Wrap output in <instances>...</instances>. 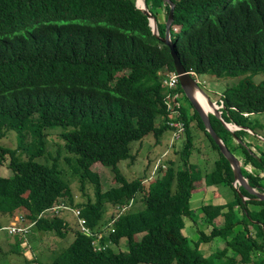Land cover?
I'll list each match as a JSON object with an SVG mask.
<instances>
[{"label": "trees", "instance_id": "1", "mask_svg": "<svg viewBox=\"0 0 264 264\" xmlns=\"http://www.w3.org/2000/svg\"><path fill=\"white\" fill-rule=\"evenodd\" d=\"M171 1L169 38L187 72L216 78L264 72V0ZM145 4L163 37L168 4ZM159 37L136 0H0V138L8 131L16 136L15 146L0 143V165L7 157L12 171L0 175V215L23 214L34 221L30 231L34 227L60 238L72 232L69 244L48 264H264V201L237 186L245 200L233 188V200L201 206L203 221L192 216L189 199L197 182L233 187L234 181L228 160L196 110L178 108L185 131L177 161L156 168L150 178L128 180L117 168L132 158V141L148 134L160 139L169 130L166 95L182 93L179 83L174 89L162 83L174 64ZM220 100L225 122L251 130L247 116L264 112V80L240 79ZM208 116L216 134L239 157L249 186L264 191V178L257 173L264 170V158L245 146V130H230L214 114ZM192 125L217 153L212 170L203 174L189 161L196 141ZM53 127L68 128L56 133L62 141L57 147L74 159L80 190L91 184L93 194L76 198L55 157L50 163L36 161L45 152L44 135ZM96 163L111 169L116 185L103 189L92 168ZM246 164L254 171L244 170ZM132 198H140L143 206L120 213L117 207ZM59 202L80 208L94 232L107 230L113 219V231L101 243L111 239L119 245L126 238L127 250H96L93 236L75 219V226L68 225V211L38 218ZM108 206L114 211L107 218ZM184 216L209 227V232L198 230L193 246L184 232ZM11 235L10 252H22L26 239ZM218 236L223 248L205 257L199 243Z\"/></svg>", "mask_w": 264, "mask_h": 264}, {"label": "rangeland", "instance_id": "2", "mask_svg": "<svg viewBox=\"0 0 264 264\" xmlns=\"http://www.w3.org/2000/svg\"><path fill=\"white\" fill-rule=\"evenodd\" d=\"M157 10L163 11L162 9H157ZM160 16H163V13H161ZM163 73L164 72H162V74ZM248 75L249 74L239 75L236 77L216 78L214 76L203 74V75H197L196 77H194V79L198 80V86L203 90L205 94H207L210 97V99H215L217 100V104H220L221 103L220 98L224 90L227 87L236 86L240 79L241 80L246 79L254 83L264 80V72H259L257 74H253L250 76ZM178 103L179 105H182V109L184 111L192 112V110L194 109L191 104V101L183 91L182 93H178ZM222 108L223 107H221L218 110L222 111ZM225 115L227 114L225 113ZM246 120L251 130L244 129L245 132L242 133V137L244 139V142L246 143L245 146L246 147L250 146L249 149L253 152V154L256 157L259 156L264 158V112L250 114L247 116ZM193 126L194 125H192V129ZM67 129L68 128L62 129L61 127H53L47 129L48 133L44 135L45 152L43 150L41 157H37L36 161L50 163L51 157H55L58 168L61 170V176L64 179V181L67 184H69L71 192L75 195L76 198L79 197L82 198L83 195H85L83 194V192L93 194L94 186L88 184L86 186L85 191L80 190V184L78 181L79 174L74 172L73 169L75 165L74 159L69 154L65 153L63 149H58L57 147L58 145H61L62 141L60 140L59 136L56 133L60 132L61 130H67ZM233 130H235L234 127ZM193 134L195 136L196 141L192 154L190 155L189 161L194 164L193 168H196L197 169L196 171H199L201 172V174H203L206 171L212 170L214 158L217 156V153L212 149L209 141L205 138V136L202 134L201 131L194 128ZM169 138H171V131L166 130L162 133L160 139L155 138L152 134H148L137 141L136 140L132 141L130 143V147H131L130 152L132 158L120 161L117 165L118 170H120V172L128 180L134 178H145L146 176H149L148 178H150V176H152L154 173L153 166L154 163L158 160V158H160L158 164L159 166L163 164L164 167L162 166L161 167L164 170L165 167L168 165V161L173 162L179 159L178 150L182 141L181 140L182 138L180 139L181 141L174 140L172 144L169 145L168 151L164 152V145H165L164 142L168 143ZM155 139L157 141H155ZM0 143L6 146H15L16 136L14 131H8L3 137L0 138ZM163 152L164 154L163 156H161ZM7 163H8V158L5 157L3 164L0 165L1 176L8 177L12 174V171L8 168ZM92 168L94 171L99 173L101 180L103 182L102 183L103 189H107L108 187L116 185V182L114 181L113 172L109 167L104 166L100 163H96L93 165ZM246 168L254 171V169L251 167L250 164H246L245 166H243L244 170H246ZM257 173L258 174L261 173V177L264 178V170H257ZM200 181H203V179L201 178ZM197 183L194 186L195 189L191 193L189 199V206L190 209L192 210V216L196 218V220L200 219L202 221H203V213L200 212V208L202 205L204 204L215 205V204L227 203L233 200L234 198L233 188L238 196H239L238 193L240 192L237 186L243 188L241 185H234V184L233 187H231L225 184H219V185L210 184L209 186H206L204 181L203 183L200 182L201 183L200 186L197 185ZM260 183L261 185H264V180H262ZM248 205L250 206V204ZM142 206L143 203L140 198H137L136 200L134 198L131 199L130 208L134 207V209H137ZM108 207L110 208V210H108V214H106L107 218L110 216L111 210L114 211L113 208H111L110 206ZM63 212L65 211H61L59 214L55 216H60ZM20 215L25 217L23 214H16L12 218H10L9 222L6 224H9L15 219V217H18ZM79 217L83 218L82 216H80V213H79ZM5 218H7V216H5ZM64 218L66 219L69 226H75L74 219L76 221V217L73 214H70V212L69 214L66 213L64 215ZM183 219L185 222L184 232L188 235L189 243L191 246H193L196 240L198 239L199 229H203L204 231L209 232V227H207L206 224L199 222L194 223L193 220L188 216H184ZM27 221L28 220L26 219L25 222ZM108 222L109 224H111L113 222V219H110V221ZM6 224H2V226H5ZM71 233L72 232L68 230L66 235L63 238H60L48 231H43L40 229H36L34 227H32L30 231L29 228V231L25 234L18 233L20 234L21 237L26 236V238H28L29 244L27 246L22 247V252L15 253V252H10L11 246L6 245L5 243L7 242L8 244H12L11 242H9V239L14 240L13 238L14 235L8 234L5 228H0V236L2 237L0 238V242H1L0 264H32L31 261L48 264L54 255H56L61 249L65 248L69 244L70 239L72 238ZM33 234L35 235V237L30 238V236H32ZM140 234L141 233H139V236ZM223 246H224V239L218 236L208 240V242H204V240H201V242L198 245V249L205 257H209L216 250L223 248ZM111 247L115 251L127 250L126 238L120 239L119 245L113 244ZM30 254L33 257L31 259H29L31 257ZM26 257L28 258L29 262ZM142 264H146V263H142Z\"/></svg>", "mask_w": 264, "mask_h": 264}, {"label": "water", "instance_id": "3", "mask_svg": "<svg viewBox=\"0 0 264 264\" xmlns=\"http://www.w3.org/2000/svg\"><path fill=\"white\" fill-rule=\"evenodd\" d=\"M165 2L168 4V13L166 16L165 33H164L163 37L158 36L156 19L149 12V10L145 4V0H143V3L141 6L136 1V6L139 9H141L143 11V13L148 17L149 25L151 27L152 33L155 36L159 37L161 39V41L168 46L169 53H171V57L173 59L174 70L178 74L179 85H180L182 91L185 93V95L191 101V104H192L194 110H196V112L199 114L206 131L213 138L214 142L219 146V150L221 151V153L228 160V162L232 168V171H233V176H234L233 184L234 185H241L245 191H247L249 194L253 195V199L264 201V191L259 192L255 188H252L249 186L246 178L243 177V175L240 172V161H239V159L236 158L232 152H230L227 145H225L223 143L222 139L216 134V132L214 131V129L210 123V118H209L208 114L212 113L222 121L223 125L226 128L230 129L228 127L230 125V123L225 122L221 116L222 111L218 110L215 102L212 101L210 99V97L203 92V90L198 86V83L193 78L191 73L187 72L185 70V68L182 66V64L179 60V57L177 56V53L174 49V44L171 41V38H169V26H171L172 19H173L174 4L171 0H165ZM196 91H200L201 93H203L205 95L207 102H208V106H210L211 108H203V106L200 104V102L198 101V99L195 96ZM234 126L238 127V128L246 129L245 127H239L236 125H234ZM238 194L243 200H245V197H243L240 193H238Z\"/></svg>", "mask_w": 264, "mask_h": 264}, {"label": "built area", "instance_id": "4", "mask_svg": "<svg viewBox=\"0 0 264 264\" xmlns=\"http://www.w3.org/2000/svg\"><path fill=\"white\" fill-rule=\"evenodd\" d=\"M191 75L196 77L197 75L194 73H191ZM164 79L162 81L163 85L168 89H174L179 83L178 80V74L174 71L166 72L164 74ZM196 82L198 83V80L196 79ZM178 93L177 94H171L168 93L166 95V106L168 110V116L166 120V124L169 126V131H171V138H169L168 144L171 145L174 140H180L183 137V133L185 131L184 122L180 119V112L178 110L179 103H178ZM220 104L216 103V106L218 109L223 107L222 101L220 100ZM231 125V124H230ZM234 126V125H231ZM235 128V127H234ZM160 161V158L154 163L153 170L155 171L156 168L160 167L158 162ZM162 167H164L163 164H161ZM131 206V200L127 204H123L121 206H118L117 209L122 213L123 211L127 210ZM61 211H68L71 212L76 217V223H78V226L80 229L86 234L93 236V245L96 250H104L107 247L112 246L111 239H108L105 244L101 243V239L104 236H108L110 231H113V227H110L111 224H109V227L107 230H102L98 232H94L93 229L89 226V224H86V221L84 218L79 217L80 209L76 207H72L67 205L65 202H59L56 205H53L49 207L48 209L41 212V214L38 216V218L50 215H57ZM23 216L15 217V219L10 222L9 224H6L5 226H2L0 228H5L8 233H22L25 234L29 231L30 226L33 224L34 221H27ZM110 230V231H109ZM23 245H26V242L22 243ZM34 264H38L34 262Z\"/></svg>", "mask_w": 264, "mask_h": 264}, {"label": "crops", "instance_id": "5", "mask_svg": "<svg viewBox=\"0 0 264 264\" xmlns=\"http://www.w3.org/2000/svg\"><path fill=\"white\" fill-rule=\"evenodd\" d=\"M211 100H213L214 102H216L217 103V100H215V99H211ZM215 103V104H216ZM231 125H233L232 123H230ZM233 127H235V126H232L231 128H230V130H233ZM234 129H239L238 127H235ZM155 141H157L156 139H155ZM165 143V145H164V152H166V151H168V147H169V144L167 143V142H164ZM167 143V144H166ZM164 152L162 153V155L161 156H163V154H164ZM236 157V156H235ZM236 158H238V157H236ZM239 159V158H238ZM240 161V160H239ZM246 170H248V171H250L249 169H247L246 168ZM259 176H261V173H259ZM9 220H10V218L9 217H7V218H5V216H3V215H0V223L1 224H6V223H8L9 222ZM33 238V237H35V235L33 234L32 236H30V238ZM0 238H2L1 236H0ZM24 238L25 239H28V238H26V236H24ZM25 242H26V240H25ZM1 243V242H0ZM6 243V245H9L7 242H5ZM23 243V242H22ZM26 245H27V242H26ZM26 245H23L22 244V247H24V246H26ZM20 246V245H19ZM31 246V245H30ZM27 252H30V251H27ZM30 256H31V254H30ZM27 258V257H26ZM31 258H33L32 256L29 258V259H31ZM28 259V258H27Z\"/></svg>", "mask_w": 264, "mask_h": 264}, {"label": "bare ground", "instance_id": "6", "mask_svg": "<svg viewBox=\"0 0 264 264\" xmlns=\"http://www.w3.org/2000/svg\"><path fill=\"white\" fill-rule=\"evenodd\" d=\"M137 2L141 6L143 3V0H137ZM195 96L200 102V104L203 106V108H211L210 106H208L207 99L203 93H201L200 91H196ZM229 127H231V125H229Z\"/></svg>", "mask_w": 264, "mask_h": 264}]
</instances>
